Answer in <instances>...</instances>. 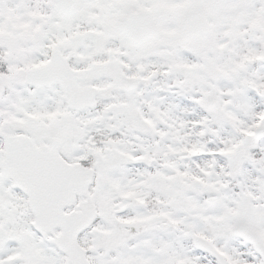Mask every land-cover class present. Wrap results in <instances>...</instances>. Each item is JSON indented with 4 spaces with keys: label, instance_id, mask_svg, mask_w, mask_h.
<instances>
[{
    "label": "snow or ice",
    "instance_id": "snow-or-ice-1",
    "mask_svg": "<svg viewBox=\"0 0 264 264\" xmlns=\"http://www.w3.org/2000/svg\"><path fill=\"white\" fill-rule=\"evenodd\" d=\"M0 264H264V0H0Z\"/></svg>",
    "mask_w": 264,
    "mask_h": 264
}]
</instances>
